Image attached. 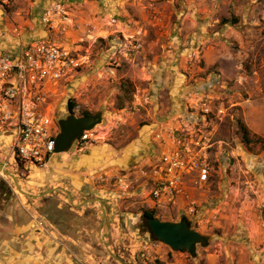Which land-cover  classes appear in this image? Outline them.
I'll return each instance as SVG.
<instances>
[{
	"label": "rangeland",
	"instance_id": "obj_1",
	"mask_svg": "<svg viewBox=\"0 0 264 264\" xmlns=\"http://www.w3.org/2000/svg\"><path fill=\"white\" fill-rule=\"evenodd\" d=\"M50 1L0 0V25L14 34L27 30L26 22L34 20L38 27V19ZM81 1H97V9L104 8L107 14L99 23L111 30L107 37H101L102 31L97 33L100 25L90 19L83 35L71 42L68 32L73 27L72 15L66 32L50 31L44 25L50 42L71 48L81 61L70 81L56 90L53 103L58 121L71 112L69 104L73 102L74 108L80 107L77 116L102 111L103 122L87 131L86 142L75 143L70 152L58 154V159H52L44 169L16 164L10 138L0 135V164L28 193L17 189V204L32 220L24 234L36 235L34 229H47L56 241L43 243L44 247L39 244V254L16 244V252L31 254H20L21 263L237 264L232 256L241 252L232 238L230 242L221 240L218 211L211 217L203 212L222 205L240 214L242 207L253 204L263 191L258 178L264 177V167L259 172L250 170L247 159L260 162L264 149L260 144H244L237 133V122L240 120L264 139V0H127L123 4L118 0ZM224 19L230 22L223 24ZM155 52L160 55L155 61L156 70L178 64L181 57H186V70L153 72L149 62H153ZM168 75L172 85L176 78L184 79L181 83L189 89V107L203 100L208 103L213 113L207 125L215 139L227 142L230 151L240 149L237 159L225 161L223 155L216 156V145L211 155L212 177L201 186L203 200H197L194 217L179 206L152 208L146 198L149 186L139 171L159 157L153 154L147 162L137 159L146 125L152 117L162 119L160 114L172 109L170 90L155 91L152 87ZM126 80L132 84L130 90L122 87ZM70 172L83 181L80 195L69 183L73 178ZM0 176L14 182L4 171ZM68 191L75 193L72 200ZM145 210H155L156 217L168 221L187 216L195 230L210 236L209 245L199 246L195 258L187 250L173 251L166 246L160 248L156 258H143L141 247L149 243V238L154 239L140 227ZM259 211L264 232L263 205ZM4 252L9 256L8 264H18L14 251L8 252L10 255ZM0 264L5 263L0 260Z\"/></svg>",
	"mask_w": 264,
	"mask_h": 264
},
{
	"label": "built area",
	"instance_id": "obj_2",
	"mask_svg": "<svg viewBox=\"0 0 264 264\" xmlns=\"http://www.w3.org/2000/svg\"><path fill=\"white\" fill-rule=\"evenodd\" d=\"M79 0H51L43 9L41 22L50 31L66 32L71 21L70 4ZM81 66L75 52L63 45L48 41L28 43L21 52L4 51L0 47V135L10 138L16 164L35 168H48L55 152V139L59 133L58 118L53 95L64 82H69ZM194 118L180 128H170L169 142L164 132L155 134L161 142L158 160L144 165L139 171L149 186L146 198L155 209L181 207L188 216L197 214L198 202L192 189L206 184L212 177L214 166L211 155L217 140L207 125L213 110L203 100ZM79 106L73 111L78 115ZM164 131V130H163ZM89 139L86 132L76 141ZM122 183L123 179L119 178ZM264 228V220H263ZM157 239L149 238L140 255L156 258L162 247Z\"/></svg>",
	"mask_w": 264,
	"mask_h": 264
},
{
	"label": "crops",
	"instance_id": "obj_3",
	"mask_svg": "<svg viewBox=\"0 0 264 264\" xmlns=\"http://www.w3.org/2000/svg\"><path fill=\"white\" fill-rule=\"evenodd\" d=\"M127 0H118V3L123 4ZM97 1H77L72 5L71 8V15L73 20V27L70 28L68 32V39H70L71 42L77 41L81 35H83V31L87 30V22L90 21V19L98 25L99 21L103 20L104 17L107 14L104 11V8L97 9L96 5ZM93 8L95 9V12H101V13H93ZM97 14L99 15V18H97ZM39 26L36 27V21L33 20V22H26V29H21V31L10 32L11 29L4 28L0 25V47L4 51H11L15 53H19L23 50V48L30 42L33 41H48L50 42V36L47 31V28L42 24L41 18L38 19ZM109 25H111L110 22H108ZM35 25V26H34ZM106 25V24H105ZM104 26V25H103ZM100 25V28L97 33L101 32L104 34V36L101 37H107V33H109V30L111 28L109 27H103ZM111 27V26H110ZM78 28V29H77ZM9 30V31H8ZM98 35V34H97ZM100 37V36H97ZM53 43V42H52ZM58 44V43H57ZM153 62H149V65L154 67L152 70L155 73H169L171 72V69H175V72L178 73L179 71L186 70V63L185 58L181 57L178 64L174 66H169L168 64L164 66H159L157 70L155 69L157 67L156 60L160 58V55L155 52ZM164 55V54H162ZM169 55V54H168ZM169 62L170 60L167 59ZM166 62V63H168ZM150 68V67H149ZM168 75L166 77V80L164 79L163 82H158L152 85L153 89L155 91L162 90L164 88H168L170 90V93L173 95L172 97V109L170 112H164V114H160L162 119L160 117H152L150 123H148L146 126L148 127V130L144 134L143 141L140 142V149H142L139 153V157L137 159H143L144 162L149 161V158L151 155L156 154L159 156V152L161 150V142L155 138V134L158 132H164V139H167V143L169 142V134L166 132L167 129L170 128H180L184 124H188V121L192 120L194 118L193 114H190L191 112L196 114L197 112H193V110H189V106L187 105V95L189 89L183 88L181 81H183L180 77L176 78V81H174L175 85L171 84ZM173 76V75H172ZM179 79V81H178ZM164 130V131H163ZM227 142L222 140H217L218 146V152L216 156L223 155L224 159H237L236 154L240 153V149L232 148V151H230L226 144ZM226 148V149H225ZM67 154V153H66ZM63 153V155H66ZM227 154V155H226ZM155 156V155H154ZM227 156V157H226ZM65 157V156H63ZM58 157H54L53 161L57 160ZM259 159V158H257ZM247 159V162H250V165H247L250 170L259 169L256 172L262 171L261 169L264 167V155L261 156V161H256L254 159ZM53 164V163H52ZM71 177H73L71 180H69L74 188L76 190V195H80L81 192V185H83V181L81 178L73 173H68ZM79 178V179H78ZM264 177L259 175L258 182L261 185V189L263 188V191L261 190L260 194L256 196V201L253 202V204H249L247 206H243L240 210V214L238 212H232L222 205H220L218 208H211L206 209L205 216L211 217L215 214L212 213L215 210L217 212V216H219L218 221V227H220L223 230V238L221 240H224L225 242H230L231 238L234 241L235 244L238 245L237 249L239 250V255H233L234 259L236 260L237 264H264V232L260 226L261 220V212L259 211L260 206H264ZM66 179V178H65ZM202 186V185H201ZM201 186L196 187L192 189V195L196 200L202 201L203 195L202 193H199V191L202 189ZM68 197L70 200H72L73 196H75V193L71 194L69 191L67 192ZM257 206V207H256ZM26 209V208H24ZM204 209V207H203ZM201 209V213L202 210ZM242 213V214H241ZM26 215V214H25ZM35 217H37L35 214H33ZM27 216V215H26ZM216 217V216H215ZM236 217H241L240 220H237ZM28 218V216H27ZM20 220V218L18 217ZM31 219L27 222V225L29 224ZM32 221V220H31ZM20 226V225H19ZM27 227V226H26ZM20 232H25V229L23 228V225L21 224V227L18 228ZM34 233L37 232V229H34ZM30 234H32L30 232ZM30 237V240L32 241L33 238L31 235H28ZM39 237V235H38ZM40 244H43L42 242H39ZM38 245V244H37ZM238 256V257H237Z\"/></svg>",
	"mask_w": 264,
	"mask_h": 264
},
{
	"label": "water",
	"instance_id": "obj_4",
	"mask_svg": "<svg viewBox=\"0 0 264 264\" xmlns=\"http://www.w3.org/2000/svg\"><path fill=\"white\" fill-rule=\"evenodd\" d=\"M103 118L102 111L84 116H75L69 112L58 121L60 130L55 139V152L57 154L70 152L82 134L101 124ZM0 169L14 179L18 190L24 192L13 174L2 166ZM24 193L28 195L27 192ZM146 220L149 234L173 251L187 250L190 256L195 258L198 254V247H206L210 243V236L195 230L192 221L187 216H182L179 221L162 220L158 217H149Z\"/></svg>",
	"mask_w": 264,
	"mask_h": 264
},
{
	"label": "flooded vegetation",
	"instance_id": "obj_5",
	"mask_svg": "<svg viewBox=\"0 0 264 264\" xmlns=\"http://www.w3.org/2000/svg\"><path fill=\"white\" fill-rule=\"evenodd\" d=\"M0 166L2 165L0 164ZM0 171L2 170L0 169ZM17 189L18 188L15 182L4 180L0 176V248H3L7 253L14 251L15 255L13 257H16V259L18 260V264H22V258H19L21 256L20 254L26 253H24V251L20 253L16 252L14 250L16 244H20L21 247L27 246L28 248H31L33 250L32 254H34L37 252L38 248H40L39 242H42L44 244H54L56 243V241L47 229H44V232L41 231L39 233H35L36 235L30 234L33 238L32 241L30 240V237L28 235L24 234L25 232H20L18 228L21 227V224L23 225L24 229L27 228V222L29 221V219L25 215V212L22 210V208H20V205L17 204V201L20 198L17 194ZM18 217L20 218V220L18 219ZM45 231L47 233H45ZM6 235L7 237L4 239L3 236ZM40 238H43V240L41 241ZM4 251L0 253V260H2L5 264H8L9 256L6 255ZM37 253L39 254V252ZM30 255L31 254H26L27 257ZM23 264L26 263L24 262Z\"/></svg>",
	"mask_w": 264,
	"mask_h": 264
},
{
	"label": "trees",
	"instance_id": "obj_6",
	"mask_svg": "<svg viewBox=\"0 0 264 264\" xmlns=\"http://www.w3.org/2000/svg\"><path fill=\"white\" fill-rule=\"evenodd\" d=\"M230 20H226L224 19L222 21L223 24H227L229 23ZM233 24L236 23V21H233L232 22ZM131 82L126 80L123 82L122 84V87L126 90H128L131 86ZM130 90V89H129ZM75 104L73 102H70L69 104V111H71L72 113L73 112V108H74ZM90 113L89 112H85L83 113V115H89ZM238 124V129H237V133L238 135H241V138H242V142L246 145H250V144H260L262 146V148L264 149V139L263 137H261L260 135L256 134V133H252L249 128L243 123L241 122L240 120L237 122ZM149 217H156V212L155 210H145L143 213H142V223L140 224V227L144 230V231H147L149 232L148 230V227H147V218ZM151 237H153L154 239H156L153 235H151Z\"/></svg>",
	"mask_w": 264,
	"mask_h": 264
},
{
	"label": "clouds",
	"instance_id": "obj_7",
	"mask_svg": "<svg viewBox=\"0 0 264 264\" xmlns=\"http://www.w3.org/2000/svg\"><path fill=\"white\" fill-rule=\"evenodd\" d=\"M60 130V129H59Z\"/></svg>",
	"mask_w": 264,
	"mask_h": 264
}]
</instances>
